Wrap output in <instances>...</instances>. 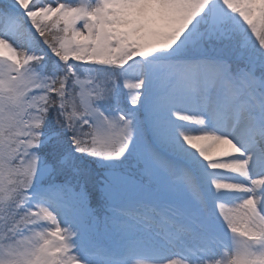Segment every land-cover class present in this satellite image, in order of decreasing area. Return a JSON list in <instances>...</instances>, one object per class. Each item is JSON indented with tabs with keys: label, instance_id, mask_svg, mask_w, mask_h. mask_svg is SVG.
<instances>
[{
	"label": "snow or ice",
	"instance_id": "obj_1",
	"mask_svg": "<svg viewBox=\"0 0 264 264\" xmlns=\"http://www.w3.org/2000/svg\"><path fill=\"white\" fill-rule=\"evenodd\" d=\"M0 264H264V0H0Z\"/></svg>",
	"mask_w": 264,
	"mask_h": 264
}]
</instances>
